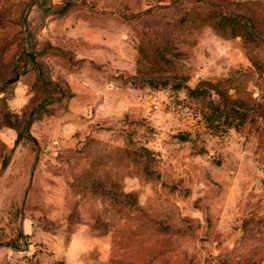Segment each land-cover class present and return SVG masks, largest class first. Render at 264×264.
Instances as JSON below:
<instances>
[{
    "label": "rangeland",
    "instance_id": "obj_1",
    "mask_svg": "<svg viewBox=\"0 0 264 264\" xmlns=\"http://www.w3.org/2000/svg\"><path fill=\"white\" fill-rule=\"evenodd\" d=\"M263 130L264 0H0V264H264Z\"/></svg>",
    "mask_w": 264,
    "mask_h": 264
},
{
    "label": "trees",
    "instance_id": "obj_2",
    "mask_svg": "<svg viewBox=\"0 0 264 264\" xmlns=\"http://www.w3.org/2000/svg\"><path fill=\"white\" fill-rule=\"evenodd\" d=\"M227 22L232 23L230 25H240L245 28L247 34L252 35V25L243 18H233L227 17L226 20L222 19V24L225 26ZM211 88V89H210ZM217 91L219 96H223V104L215 105L214 100L211 98V92ZM190 97L199 98L204 96L208 99V113L206 114V122L209 128L211 129H236L239 131L242 127L252 124L255 122V118L252 116L251 111L243 110L234 102H229V98L223 95L217 86L209 85L208 89H194L190 91ZM17 129V127H14ZM264 131V130H263ZM20 140V139H18ZM17 140V143H18ZM7 162H5L4 168H6Z\"/></svg>",
    "mask_w": 264,
    "mask_h": 264
},
{
    "label": "built area",
    "instance_id": "obj_3",
    "mask_svg": "<svg viewBox=\"0 0 264 264\" xmlns=\"http://www.w3.org/2000/svg\"><path fill=\"white\" fill-rule=\"evenodd\" d=\"M155 108L157 109V108H158V106L156 105V106H155Z\"/></svg>",
    "mask_w": 264,
    "mask_h": 264
}]
</instances>
